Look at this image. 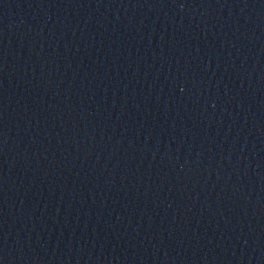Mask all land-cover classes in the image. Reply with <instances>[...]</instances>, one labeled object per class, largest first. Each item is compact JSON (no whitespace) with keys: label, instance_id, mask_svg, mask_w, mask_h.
<instances>
[{"label":"water","instance_id":"1","mask_svg":"<svg viewBox=\"0 0 264 264\" xmlns=\"http://www.w3.org/2000/svg\"><path fill=\"white\" fill-rule=\"evenodd\" d=\"M0 264H264V0H0Z\"/></svg>","mask_w":264,"mask_h":264}]
</instances>
